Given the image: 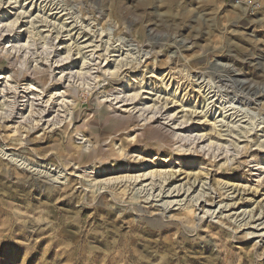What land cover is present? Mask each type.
<instances>
[{"label": "rangeland", "instance_id": "obj_1", "mask_svg": "<svg viewBox=\"0 0 264 264\" xmlns=\"http://www.w3.org/2000/svg\"><path fill=\"white\" fill-rule=\"evenodd\" d=\"M0 27V264H264V0H0Z\"/></svg>", "mask_w": 264, "mask_h": 264}, {"label": "bare ground", "instance_id": "obj_2", "mask_svg": "<svg viewBox=\"0 0 264 264\" xmlns=\"http://www.w3.org/2000/svg\"><path fill=\"white\" fill-rule=\"evenodd\" d=\"M21 14V13H20ZM7 25L8 26H13L14 25V23L13 22H7ZM2 31H3V29L0 27V38H1V33H2ZM6 32V31H5ZM15 41L16 40H11V42L5 47L6 49H5V52L6 51H8L9 49H8V47H10V49L11 50H13V51H16V45H14V43H15ZM17 46H19V44L17 45ZM18 50V49H17ZM72 56H69V55H67V57L65 58V60H72ZM57 62V61H56ZM55 62V63H56ZM71 62V61H70ZM68 64V61H67V63H66V65ZM86 64V62L85 61H83L82 62V68H80V71L78 70L77 72L79 73V74H82L81 73V70L82 69H84L85 68V65ZM87 66V65H86ZM68 70H71V68H68ZM63 71H64V69H61V70H59V73L61 74L60 75V77H59V79H63L64 77H65V74H63ZM58 73V74H59ZM70 73H71V71H70ZM72 75V74H71ZM71 75L69 76V77H71ZM2 77H0V79H1ZM29 85V84H28ZM27 85V86H28ZM26 88V87H25ZM28 88V87H27ZM209 91V90H208ZM65 92V91H64ZM64 92H56V93H59V96H61L63 99H65L66 97H65V94H64ZM206 92H207V90H206ZM210 93H211V91H210ZM136 94V93H135ZM135 94H132L133 96L130 98V99H133L134 98V95ZM174 95V94H173ZM104 96H107V95H104ZM136 96V95H135ZM62 99V100H63ZM113 99H115V100H117L118 99V95H116L115 96V98H113ZM106 100V99H105ZM119 101H121V100H119ZM125 101V100H124ZM64 103V102H63ZM115 103H117V101L115 102ZM222 104V103H221ZM233 105V104H232ZM119 106H123V105H119ZM133 107H135V106H133ZM137 108V107H136ZM234 109V108H233ZM181 125V124H180ZM177 127V128H176ZM175 129H180V126H178V124H177V126L175 125ZM181 130V129H180ZM180 132V134H177L176 133V131H174V135L175 136H177V137H179L180 138V140H183V139H185V138H187L188 136H187V134H184V133H182L181 131H179ZM201 136V135H200ZM200 136H199V138H200ZM211 145V143H208L206 146L207 147H209ZM175 200H170V201H168V203L167 204H164L165 205V209H166V207L169 205V204H171L172 202H174ZM177 203V202H176ZM164 208V207H163ZM206 210V209H205ZM210 211V210H209ZM213 211V210H212ZM211 211V212H212ZM206 212H208V210H206L205 211V214H206ZM208 214V213H207ZM211 214V213H210Z\"/></svg>", "mask_w": 264, "mask_h": 264}, {"label": "built area", "instance_id": "obj_3", "mask_svg": "<svg viewBox=\"0 0 264 264\" xmlns=\"http://www.w3.org/2000/svg\"><path fill=\"white\" fill-rule=\"evenodd\" d=\"M231 2H233L235 5H241L245 2V0H231Z\"/></svg>", "mask_w": 264, "mask_h": 264}]
</instances>
